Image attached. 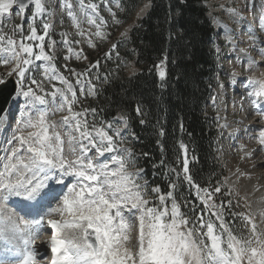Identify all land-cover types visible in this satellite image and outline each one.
Returning a JSON list of instances; mask_svg holds the SVG:
<instances>
[{
	"label": "snow or ice",
	"instance_id": "6c2138e0",
	"mask_svg": "<svg viewBox=\"0 0 264 264\" xmlns=\"http://www.w3.org/2000/svg\"><path fill=\"white\" fill-rule=\"evenodd\" d=\"M248 3L252 4V0ZM78 4L87 22L96 26L94 35L105 39L103 28L107 21L99 16L97 4L92 0L87 3L78 0ZM31 5H34V11L27 36L23 35L20 25L14 26V31L20 32L19 41L0 34V63L13 65L6 76H0V93L8 88L10 82L15 85V92L10 94L8 101L9 107L0 109L3 113L0 115V128L7 129L6 116L11 106L17 104L20 108L11 136L5 137L7 144L0 141V150L4 152L0 157V205H3L0 207V245H3L0 253L15 257L18 264H36L40 253L35 250L33 237L50 230L47 241H42L50 247V264H264V229L258 230L252 216L241 214L246 225L251 227L247 236L234 234L224 219L223 204L218 206L213 201L214 194L220 193L221 188L217 186L210 191L196 185L189 174L187 155L183 161V179L196 189V196L205 205V210H211V215L220 222L219 229L214 221L205 222L203 215L193 222L181 212V205L173 195L177 183L169 185L171 190L167 195H159V204L149 197L147 181L141 182L143 170H129L135 160L132 150L122 147L124 137L121 129H114L113 121L101 122V126L93 122L90 126L86 117L89 112L95 115L96 109L74 110L73 106L79 103L74 85L56 69L53 56L45 51V40L50 37L52 26L43 23V34H38L35 27L36 18L46 13L44 0H28V3L25 0H0V17L10 13L14 6L23 14ZM61 6L67 7V14L78 29L77 34L84 36L85 33L79 31L80 21L71 5L62 2ZM148 7L145 4L141 14ZM221 8L235 17L238 23L243 19L238 9L225 8L224 5ZM109 12L114 22L119 23L111 8ZM260 22L264 25V14ZM220 26L231 33L227 25ZM246 28L249 48H256L264 56V47L257 48L258 44H264V38L258 37L250 24ZM87 42L92 45L91 40ZM227 42L232 44V51L237 50L239 41L234 35H228ZM55 43H48L49 51L54 50ZM63 43L69 54L66 59L70 56L81 58L82 50L76 51L67 36ZM116 48L117 44H113L106 58ZM249 48L238 49L247 58V70L257 65L249 54ZM116 54L119 55L118 52ZM241 59L238 55L237 60ZM37 62L44 63L38 65ZM99 64L97 61L84 73L78 74L73 70L81 96L85 95V83L89 84L87 95L96 94V86L82 77L87 76L91 69L98 68ZM41 67L45 80L58 81L62 87L53 84L54 90L46 92L43 81L38 82L33 75L34 69ZM157 67L163 80L166 73L161 65ZM13 75L15 81H11ZM26 81L30 83L26 84ZM255 85L258 87L248 92L253 106L264 101V80L246 78V88ZM57 99L60 100L58 106ZM50 105L53 106L51 111ZM65 110L68 114L59 121L49 120L54 112ZM136 112L143 115L139 106ZM120 120L127 129L128 118L120 117ZM144 122L141 120L142 124ZM58 126L67 131L62 132ZM258 140L264 146V130L260 131ZM180 147L187 152L183 144ZM179 179L180 173H177V181ZM150 191L159 193L160 190L157 187ZM12 198H17L14 203L29 209L28 215L39 218L18 222V218L8 214L6 207ZM168 199L172 200L170 208ZM53 202L55 206H52ZM261 216L264 218V213ZM135 221L139 226L138 247L132 244ZM0 264H4L3 259H0Z\"/></svg>",
	"mask_w": 264,
	"mask_h": 264
},
{
	"label": "trees",
	"instance_id": "16d2710c",
	"mask_svg": "<svg viewBox=\"0 0 264 264\" xmlns=\"http://www.w3.org/2000/svg\"><path fill=\"white\" fill-rule=\"evenodd\" d=\"M137 1L121 0L123 19L132 14ZM202 1L151 0L145 17L128 34L127 44L134 54L122 41L116 42L114 50L119 58L133 59L134 74H124L120 65L114 72L109 70L113 63H120L119 58L105 62L101 68L108 82L91 104L106 119L117 110L126 111L148 176L154 168L152 180H169L161 166L167 162L178 161L183 171L187 155L193 181L214 190L220 176L211 152L215 125L210 126L203 116L213 85L212 30ZM158 65L166 73L163 80ZM137 106L143 115L137 114Z\"/></svg>",
	"mask_w": 264,
	"mask_h": 264
},
{
	"label": "rangeland",
	"instance_id": "374dc122",
	"mask_svg": "<svg viewBox=\"0 0 264 264\" xmlns=\"http://www.w3.org/2000/svg\"><path fill=\"white\" fill-rule=\"evenodd\" d=\"M45 5L48 6V9L50 11V14L46 16H40L37 17L35 20V27L37 28L38 34H43V23L47 22L51 24L50 28V37L46 38L45 40V51L49 52L50 55L54 58V64L56 69L62 73L65 77H67L70 81L73 83L76 82L77 77L72 74L73 70L75 73H84L86 70L90 68L91 65L95 64L102 54H106L109 50V48L112 46L113 42L117 39H120L122 41V44L124 47L128 46V34L130 30L137 25V22L145 16L146 11L141 14V10L144 8L145 4L149 5V0H139L138 6L134 10V12L127 18L123 19L121 17H118L115 15V19L119 21V23H115L113 20L112 14L109 12V8H111L112 12L115 14L118 12L123 13L120 6L118 5V2L115 0H92L93 3L97 4L98 6V14L99 16H102L104 20L107 21L106 27L103 28V32L106 34L105 39H100L94 35L96 32V26L90 25L87 22V17L83 15L80 12L78 0H44ZM48 2V3H47ZM70 4L72 11L77 15L80 23H79V31H82L85 33L84 36L77 34V27L73 25V22L71 18L68 16L67 7H62L61 4ZM88 0H85V3H87ZM129 2V0H128ZM211 2V1H210ZM227 6H229V1L226 0ZM223 3V4H224ZM221 5L218 4L217 8H220ZM9 14V13H8ZM32 12L28 14V16L25 18L24 25L22 26L23 35L27 36L28 33V26L31 21ZM8 15L5 14L4 17H0V34H4L7 36H13L14 38L19 37L21 39L20 33L18 31H14V20L11 22L7 20ZM97 23H99V19H97ZM115 34V35H114ZM67 36V39H69L72 44L71 46L76 50L80 51L82 50V56L80 59H77L75 56H70L68 59L65 57H68V51L67 46L63 43V40ZM12 37V38H13ZM13 38V39H14ZM52 38L53 41H55L54 50L49 51L47 44L50 42V39ZM88 40L92 41V45L90 46L87 42ZM76 41H79L77 44ZM128 48V47H127ZM38 51V50H37ZM130 53L134 54V50L131 48L128 50ZM92 55L91 58L89 55ZM258 54H254V57ZM260 57L262 60L264 58L260 54ZM124 61H121L117 64H112L111 70L114 72L116 70V65H120L122 68H124L123 72L124 74L131 76L135 72V66L133 65L131 60H128L125 64H123ZM38 65H41V62H37ZM224 66L226 67V70H229L232 76L231 78H234L235 76L238 77V80H242L244 83L240 88H237L234 92L228 91L227 95H224L225 90L230 88V84L232 83V80L228 78L226 81H223L222 83L218 82V91L216 93V97L212 98L206 108L207 114L211 115L213 114L216 121L219 123V134L217 138L215 139V146L218 151V158L219 163L224 168L226 172L225 180L227 178V182L230 184H236L233 186L227 185L225 183V186L229 192V197L224 198L223 194L225 192L224 190H221L219 193V200L224 206V218H227L230 211L232 212L235 210L236 213L242 214L243 216H252L255 223L258 225L259 229H264V224L259 220L257 214L255 215L252 212V206L251 202L245 197L246 195L243 192V188L249 187L244 186L245 180L247 178H250L251 180H256L258 178V173H260L259 181L257 182L258 185H264V146H261L259 144V133L261 130H264V112H262V116L259 114H254L252 111V100L248 97L249 91H254L255 87H258V85H255L251 88L245 87V80L246 78H253L255 80H264V62H261L260 64L256 65L251 70H247L245 68V65H239L237 67L234 66V62L231 58H225L223 62ZM12 64L3 65L0 63V76H6L8 71L12 68ZM43 71V68L41 67L39 70L33 71V75L35 79H37L38 82L43 81L42 86L44 84H57L58 81H47L44 79L43 75H41ZM94 72V70H93ZM99 75V69L96 70V72L93 73V77H98ZM90 78L89 75L82 77L84 81H97L98 79ZM237 82V81H236ZM26 84L30 83V81H26ZM93 84V83H92ZM35 88V86H33ZM232 92V93H230ZM93 98V97H91ZM244 98L247 99L248 102L244 101ZM85 99L87 100L88 97L86 96ZM244 103H242V102ZM240 104V105H239ZM58 106V105H57ZM75 111H82L84 108L89 109V107L86 105V103H78L73 106ZM17 104L13 105L11 108V111L9 112L10 118L18 119L19 115L17 112ZM246 112V113H245ZM17 115V116H16ZM61 115L60 112H54V114L50 115L48 118L49 120L57 121L58 116ZM15 116V117H14ZM94 115L89 112L87 115V120L90 123V126L94 122V119H92ZM257 117V120L254 118ZM91 118V120H89ZM17 119L15 120L17 122ZM249 119V120H248ZM10 119V122L12 121L10 127L7 128L5 131V137H10L12 134V129L16 126V122ZM227 122L229 125H232L231 127H235L236 133L233 136V138H230L229 133L227 131L229 130V126H223V123ZM252 124V125H251ZM101 126V125H97ZM113 128H120L123 137L124 142L122 147L126 149H131L133 152V147H130L129 145L132 144L131 136L127 131L123 130V127L120 126L117 123H113ZM226 130H225V129ZM111 134V132H110ZM66 139V138H65ZM4 145L7 144V140L4 141ZM15 146V145H13ZM67 147V145H65ZM243 150V152H242ZM10 151V149H9ZM135 151V150H134ZM92 155H95V152L92 153ZM4 156V152L1 150L0 157ZM134 157V155H133ZM135 160V157H134ZM136 161L132 167H130V171H136ZM254 169H257L258 171H255ZM233 179L234 182L231 183L230 180ZM244 183H243V181ZM147 181L145 177L142 176L141 182ZM148 183V182H147ZM149 189V197L155 201L156 204H159V200L156 199L155 194H152ZM245 195H243L241 192ZM253 196H251L252 198ZM200 207L205 210V205L201 202L199 199ZM230 202V204H229ZM249 207L248 210H246L244 207ZM3 205H0L2 207ZM55 206V202H54ZM151 206V205H150ZM7 207V206H6ZM233 208V209H232ZM8 214L9 213V208ZM206 212L210 210H205ZM13 215V214H10ZM208 215V219L214 221V217L210 214ZM14 216V215H13ZM18 218L19 220H28L24 217L14 216ZM257 218V221H256ZM215 222V221H214ZM216 223V222H215ZM226 223L232 227L234 230V234L237 235H243L244 231L247 232L251 227L250 224L246 223L242 225L241 219H233L229 220L226 219ZM259 223V224H258ZM217 229H219V224H217ZM191 226V225H190ZM263 226V227H262ZM139 229L138 221H135V227L131 233L133 236L132 244L135 247H138L137 241H136V233ZM206 231V228L204 229ZM246 235V236H247ZM35 238V237H34ZM40 238H35L34 241H38ZM135 250V249H134Z\"/></svg>",
	"mask_w": 264,
	"mask_h": 264
},
{
	"label": "bare ground",
	"instance_id": "6f19581e",
	"mask_svg": "<svg viewBox=\"0 0 264 264\" xmlns=\"http://www.w3.org/2000/svg\"><path fill=\"white\" fill-rule=\"evenodd\" d=\"M6 119H7L8 123H10V114L9 113L6 116ZM223 126H229L230 127L229 130L227 131V133L232 134L234 132V129L231 128L232 125L230 126L229 123L224 122ZM242 152H243V150H242ZM254 170L258 171L257 169H254ZM259 176H260V173H258L257 181L253 180V179L251 180L250 178H247L245 180V183H244V181L242 180L244 183V186L249 185V187L243 188V192L246 195V197L251 201L253 212L257 214L259 220L264 224V218H262V216H261V213H264V185H258L257 184V182L259 181ZM230 182L233 183L234 180L231 179ZM251 196H253V197L251 198ZM31 219H34V218H30L29 220H31ZM48 236H50V234ZM1 246H3V245H0V248H1ZM45 249H46V246L44 244H39L38 242H35V250L38 251L40 254H42ZM6 256H7L6 254L0 253V259H3L4 262H6L7 264H18V262L17 263L13 262L14 257L9 258ZM36 264H41V262L38 260V257H37Z\"/></svg>",
	"mask_w": 264,
	"mask_h": 264
},
{
	"label": "water",
	"instance_id": "95a60500",
	"mask_svg": "<svg viewBox=\"0 0 264 264\" xmlns=\"http://www.w3.org/2000/svg\"><path fill=\"white\" fill-rule=\"evenodd\" d=\"M25 3H28V0H25ZM11 81L13 80L11 79ZM14 92H15V85L14 83L10 82L8 88L3 93H0V109L6 108L7 103L10 99V94ZM1 114L2 112H0V115Z\"/></svg>",
	"mask_w": 264,
	"mask_h": 264
}]
</instances>
